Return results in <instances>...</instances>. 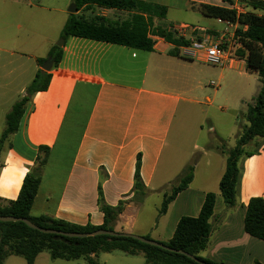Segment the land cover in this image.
I'll return each instance as SVG.
<instances>
[{
    "label": "crops",
    "instance_id": "0c3cea01",
    "mask_svg": "<svg viewBox=\"0 0 264 264\" xmlns=\"http://www.w3.org/2000/svg\"><path fill=\"white\" fill-rule=\"evenodd\" d=\"M138 1L167 9L164 18L155 19V26H161L160 20L170 11L178 12L177 20L168 25L174 26L178 35L191 44L224 40L229 49L226 65L242 66L247 71L246 63L234 58L239 25L214 18L210 19L224 27L222 30L188 24V19L201 23L208 18L200 13L199 5L230 7L228 1H233L240 6V0ZM66 7L65 0H0L3 100L6 90L18 89V75L20 80L29 73L21 67L18 70V55L34 62L32 83L42 69L39 60L48 59L55 43L64 41L62 60L58 67L53 65L48 89L31 98L18 132L10 146L0 153V199L17 200L27 173L35 166L39 149L47 147L49 157L31 210L33 217L47 216L81 227H101L105 223L99 201L101 192L108 206L124 203L116 232L168 242L180 219L198 217L205 196L216 193V208L210 220L213 231L208 249L201 257L214 264H264V241L252 238L244 230L250 200L264 199V139L254 141L249 152L254 155L241 161L242 179L235 207L227 208L220 193L226 157L213 152L222 160L218 169L212 172V162H208L204 164L206 172L199 174L200 162L196 163L192 183L177 195L167 213L160 215L164 196L180 181L194 155L209 156L207 151L213 144L210 141L200 146L195 140L186 160L177 168L179 144L187 138L193 141L187 132L194 121L193 112L199 106L210 107L214 101V96L204 93L198 82V64L204 62L184 56L183 47L162 38H153L152 52L84 38L65 40L61 35L70 15ZM96 15L119 22L129 14L100 9ZM176 48L180 55L172 53ZM5 127L0 117V135ZM139 159L143 194L134 188ZM153 195L160 202L154 214L142 220L146 203ZM120 260L114 253L99 256L101 264H119ZM5 264L27 262L12 256ZM35 264L86 263L53 260L42 253Z\"/></svg>",
    "mask_w": 264,
    "mask_h": 264
},
{
    "label": "trees",
    "instance_id": "16d2710c",
    "mask_svg": "<svg viewBox=\"0 0 264 264\" xmlns=\"http://www.w3.org/2000/svg\"><path fill=\"white\" fill-rule=\"evenodd\" d=\"M73 3L76 4L78 11L76 14H70L64 25L61 36L65 40L70 37L84 38L146 52L154 50L153 38H162L177 47L191 45L190 40L178 35L174 26H155L156 18L166 16L165 7L138 0H73ZM228 3L230 7L199 5L198 10L208 18L240 26L236 32L238 48L234 52V58L244 61L247 71L257 74L262 84L253 103L248 104L242 113L243 126L236 147L227 152H221L226 157V169L220 181V193L226 207L233 208L237 203L241 185V161L245 156L254 155V153L246 152L245 147L257 139H264V1L240 0V6L243 8L240 13L233 8L235 6L233 1ZM100 9L124 11L129 15L123 21H110L106 17L96 15V11ZM244 27L247 28L246 31H243ZM172 53L180 55L177 48ZM48 58L54 61V67H58L62 60V49L53 46ZM46 60H39L41 67ZM50 80V72L39 70L27 89L28 96L17 102L7 114L6 127L0 137V153L7 143L10 146L12 137L18 132L20 120L31 98L38 92L46 91ZM49 150L47 147L39 149L35 166L27 173L17 200L0 199V215L26 218L41 228L68 233L116 231L115 225L124 210V203H120L117 207L108 206L103 202L101 192L99 201L105 214V223L101 227H81L47 216L33 217L31 215L39 192L42 172L48 161ZM140 169L139 159L136 165L134 188L135 192L143 194L145 187L141 180ZM193 179L194 165H189L171 193L164 196L160 215L167 213L177 195L185 191ZM216 203L217 194L208 193L198 217L181 218L172 239L168 242H158L176 250H183L208 264H214L202 258L201 254L209 246L213 231L210 220L214 216ZM244 230L252 238L264 241V199L256 197L250 200L246 209ZM146 238L152 240L149 237ZM44 252H48L53 260H84L86 264H101L99 261L101 254L115 252H121L130 257L142 256L146 264H198L184 255L147 245L133 238L57 237L33 230L22 222H0V264H5L6 259L12 256L23 258L27 264H35L36 258Z\"/></svg>",
    "mask_w": 264,
    "mask_h": 264
},
{
    "label": "rangeland",
    "instance_id": "374dc122",
    "mask_svg": "<svg viewBox=\"0 0 264 264\" xmlns=\"http://www.w3.org/2000/svg\"><path fill=\"white\" fill-rule=\"evenodd\" d=\"M65 4H67L66 8L68 10L73 4V0H65ZM178 17V12L170 11L165 19L160 20V24L161 26H168L169 22L177 20ZM203 19L206 20L201 23H198L195 19H188L190 20L188 24L200 28L214 27L219 28V30L224 28L218 25L214 19ZM60 42L61 40L56 42L55 45ZM198 65L200 70V76L198 78L199 85L204 93H209L214 96V101L210 107L207 105L199 106L193 112L194 118L192 119L194 121L187 127V132L189 135H192L193 141L189 142L190 140L187 138L185 142L182 141V144H179L180 153L177 155V168L182 166L183 162L186 160V156H188V152H191V143L193 144V142L198 139L197 141L201 146L213 141L212 147L210 146L207 151L209 156L204 157L202 154L194 155L192 164H190L195 166L196 163L200 162L198 173L202 174L206 172L204 164L208 162H212V172L218 169V164L222 160H220L219 156H215L213 152L223 153L224 151L227 152L236 147L237 139L243 126L242 113L246 110L248 104L253 103L254 98L261 90L262 84L257 74L247 72L242 66L237 65L233 68H229V66L226 65L225 69H221L204 63H199ZM34 66L35 64L32 60H28L26 57L21 58L18 55V70L21 67L23 70L29 71V73L27 72L23 79L20 80L18 75V89L6 90L5 100H3V97L0 98V117L5 123L7 114L12 110L13 106L24 97L28 96L27 86L29 87L31 85L30 81L34 74ZM212 81L218 84L220 83V88L211 87L210 83ZM204 103L207 104L205 100ZM5 147L8 148L9 144L7 143ZM253 148L254 142L246 146L245 151L251 152ZM178 183L179 182L176 181V185ZM168 192H171V188ZM159 202L160 200L157 195H153L147 201L142 214V220L152 215V213L154 214L155 206L159 204ZM44 255L48 256L49 253L44 252ZM114 255L121 258L119 264H146L142 256L130 257L121 252H115ZM19 259L24 261L23 258L19 257ZM105 259L106 258L103 256L102 261L104 263L106 262Z\"/></svg>",
    "mask_w": 264,
    "mask_h": 264
},
{
    "label": "water",
    "instance_id": "95a60500",
    "mask_svg": "<svg viewBox=\"0 0 264 264\" xmlns=\"http://www.w3.org/2000/svg\"><path fill=\"white\" fill-rule=\"evenodd\" d=\"M77 11H78V8H77L75 3H73L70 6V8L68 9V12L70 14H76ZM63 44H64V41L62 40L56 46L59 48H62ZM53 65H54V61L51 58H48V60L45 62L42 69L45 72H51ZM0 222H3V223L22 222V223H25L29 228H31L33 230L39 231L43 234L55 235L57 237H68V238H78V239L93 238V237H97V236L133 238V239L138 240V241L145 243L147 245L158 247V248H161L163 250H166V251H169L172 253L184 255L185 257L192 259L193 261H195L198 264H208L204 261L199 260L198 258L194 257L193 255H191V254H189L183 250H176V249L170 248V247H168L162 243H159L157 241L150 240V239H147L145 237H141V236L130 234V233H120V232L109 231V230H98V231L90 232V233H68V232H62V231H57V230H53V229L41 228L26 218H16V217H11V216H1V215H0Z\"/></svg>",
    "mask_w": 264,
    "mask_h": 264
},
{
    "label": "built area",
    "instance_id": "2783aa9c",
    "mask_svg": "<svg viewBox=\"0 0 264 264\" xmlns=\"http://www.w3.org/2000/svg\"><path fill=\"white\" fill-rule=\"evenodd\" d=\"M233 8L238 13L242 12V8L238 5H235ZM182 51L183 55L188 58L197 59L207 65L219 68L226 67L229 55V49L226 47L224 40L218 42L205 41L200 44L193 43L189 47H183ZM210 86L220 88L219 84L214 81L210 83Z\"/></svg>",
    "mask_w": 264,
    "mask_h": 264
}]
</instances>
